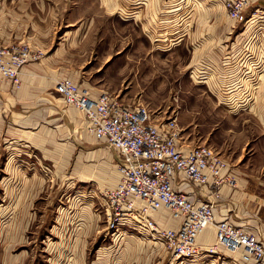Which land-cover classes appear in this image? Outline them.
Wrapping results in <instances>:
<instances>
[{"label": "rangeland", "instance_id": "obj_1", "mask_svg": "<svg viewBox=\"0 0 264 264\" xmlns=\"http://www.w3.org/2000/svg\"><path fill=\"white\" fill-rule=\"evenodd\" d=\"M21 1L24 0H10L7 4L18 6ZM157 1L42 0L49 7H57L46 13L42 11V29L46 24L44 17L56 20L54 45L60 46L63 37L69 35L66 32L76 28L71 26L73 23L84 26L79 33L85 39L83 50L78 52L83 56L80 62L84 72L65 73L62 77L107 89L125 105H144L160 122L176 119L185 142H193V147L204 144L216 150L209 141L219 127L235 122L234 125L242 128L236 126L238 133L246 130L247 123L237 120L234 114L246 115L252 97L232 100L235 95L231 96L230 92L235 88L229 83L223 84L220 90L211 87L216 83L221 87L220 75L214 65L199 57L207 48L206 41L186 39L195 34L201 37L213 32L219 34L227 23L235 27L236 33L243 25L218 0H160L165 10L162 8L158 15L153 13L151 20L144 22L142 19ZM254 12V8L249 9L247 14ZM93 17L96 22L87 34L86 24ZM76 19L79 21L75 22ZM141 22L145 24L144 29ZM3 30L5 25L0 24V31ZM26 39L27 43L18 44V41L12 46L0 44L28 45L36 56L30 62L40 61L42 52L32 48L36 35L27 30ZM115 51L121 54L113 56L109 64L96 72L93 66L103 64L105 56ZM19 79V83L3 80L11 83L13 91H21L20 75ZM241 94L246 96L245 91ZM6 130L0 134V264H66L75 257V245L83 264H92L98 259H107L108 264H123V254L129 251L123 250L124 245L119 246V241L105 231V192L109 187L103 186L100 180L102 160L92 157L89 160L90 153L78 149L58 167L57 161L41 155L21 138H8ZM101 140H97L98 147L109 150L111 166L105 171L107 175L118 171L120 158ZM86 212L100 219L97 224L100 227L96 228L100 233L93 232V221L86 218ZM122 229L129 230L127 226ZM130 231L131 236H137L138 231ZM145 236L150 237L148 233Z\"/></svg>", "mask_w": 264, "mask_h": 264}, {"label": "crops", "instance_id": "obj_2", "mask_svg": "<svg viewBox=\"0 0 264 264\" xmlns=\"http://www.w3.org/2000/svg\"><path fill=\"white\" fill-rule=\"evenodd\" d=\"M7 1L10 0H2L0 3V24L5 25L6 28L0 31V40H3L0 42L8 43V46L15 45L18 41H20L18 44L27 43L25 42L27 30H30L37 37L32 48L41 51L42 57L40 61H32L23 67L20 74L23 81L21 91H13L11 83L3 80L0 74V134L6 128L8 138H21L41 155H47L51 161H57L58 167L62 166L69 155L78 149L90 153L91 155H87L89 160L91 157L94 160H98L97 158L102 160L101 167L104 172L100 174L102 185L109 187L108 189L114 188L120 181L121 174L118 169L114 173L105 175V171L111 166L108 147H98L97 140L100 138L98 139L88 130L84 112L74 106H68L57 90L59 81L70 79L62 77L63 74L84 72V65L80 62L83 56L78 53L79 50H83L85 40L84 36H79V33L84 30L83 24L76 26V23H73L71 26L76 28L66 32L69 35L63 37L64 40L59 42L60 46L54 45L56 20L50 16L44 17L46 24L42 29V11L46 13V11L57 10L56 6L49 7V4L42 3V0L36 2L24 0L18 6L7 4ZM218 1L224 5L226 0ZM162 4L158 0L154 8L150 9L142 20L150 21L153 13L158 15L162 8H166ZM250 7L254 10H264V1L252 0ZM36 10H38L37 14ZM252 15L248 16L245 22H238L243 25L239 32L234 33L235 27L227 23V26L221 28V32L225 33L213 32L208 37L195 34L186 39L190 42L204 38V42L206 41L207 48L203 53L200 52L199 57L214 65L216 73L220 75L221 87H218V83L211 87L220 90L225 86L223 84L229 83L233 88L238 86L230 92L231 96L235 95L232 100L243 101L250 97L252 99L248 104L246 115L234 114L237 120L242 119L243 124L247 123L245 131L238 133L235 129L237 127L242 129L241 126L231 122L230 126L219 127L215 136H211L209 141L228 162L229 170L235 176L237 186L233 188L224 185L220 189L219 198L216 197L211 185L200 187L183 183L181 188L193 201L213 202L216 221L229 220L254 233L260 241L264 242V17ZM78 21V19L75 20V22ZM95 22L93 17L86 24L87 34ZM141 23L143 27L145 24ZM0 46L3 45L0 44ZM74 51L77 52L74 53ZM120 54V51H115L113 54L104 55L105 62L93 66L96 72L99 73L104 65L109 64L113 56ZM71 80L88 89L93 98L106 92L110 93L109 90L93 86L88 81ZM241 91H245V97ZM153 121L161 123L160 119L153 118ZM245 133L247 135L243 136ZM101 141L107 142L104 139ZM185 141L181 133L178 144L183 151L189 152L194 144ZM108 178L111 179L110 182L107 181ZM85 215L93 221L91 223L93 232L100 233V230L96 229L100 227V224L97 226L100 219L96 218V214L93 217L91 213L86 212ZM151 217L160 229H178L181 226V221L175 219L165 208L152 211ZM130 230V228L128 231L121 229L112 236L113 238L111 237L119 241L117 242L119 246L124 245H122L123 250L129 251L123 254L122 258H125L123 264H236L240 260L239 253L232 254L223 247H218L217 252L213 254L207 252L216 244L214 224L206 227L197 238V245L202 252L193 258L179 261L172 257L163 244L149 236L146 237V232L138 231L140 235L131 236ZM105 231L107 232V224ZM101 232L103 233L104 230L101 229ZM73 249H76L75 257L66 264H83L78 246L75 245ZM98 260L93 261L92 264H108L107 259Z\"/></svg>", "mask_w": 264, "mask_h": 264}, {"label": "built area", "instance_id": "obj_3", "mask_svg": "<svg viewBox=\"0 0 264 264\" xmlns=\"http://www.w3.org/2000/svg\"><path fill=\"white\" fill-rule=\"evenodd\" d=\"M251 3L252 0H226L225 6L231 17L245 22ZM252 16L264 17V10L257 9ZM34 58L28 45L0 46L1 76L19 83L21 69ZM57 90L68 106L84 112L88 130L119 154L120 181L105 192L109 234L114 236L124 226L146 232L179 261L202 252L197 237L214 224L216 244L208 253L223 247L240 254L236 264H264V242L229 220L216 221L213 202L193 201L181 188L183 183L211 185L219 198L224 185L237 186L228 162L215 149L201 144L189 152L183 151L178 144L180 130L176 119L154 122L144 105H125L107 92L93 98L88 89L71 79L59 81ZM162 208L181 221L178 229L158 227L151 212Z\"/></svg>", "mask_w": 264, "mask_h": 264}, {"label": "bare ground", "instance_id": "obj_4", "mask_svg": "<svg viewBox=\"0 0 264 264\" xmlns=\"http://www.w3.org/2000/svg\"><path fill=\"white\" fill-rule=\"evenodd\" d=\"M208 226H209V225H208ZM208 226H207V227H208ZM203 231H204V230H203ZM203 231H202V232H203ZM202 232H201V233H202ZM201 233H200V234H201ZM197 238H198V237H197Z\"/></svg>", "mask_w": 264, "mask_h": 264}]
</instances>
